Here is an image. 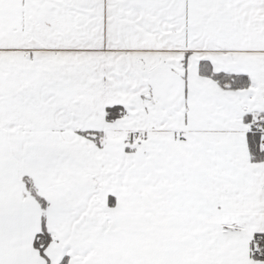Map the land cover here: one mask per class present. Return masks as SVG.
<instances>
[{"label": "snow or ice", "instance_id": "obj_1", "mask_svg": "<svg viewBox=\"0 0 264 264\" xmlns=\"http://www.w3.org/2000/svg\"><path fill=\"white\" fill-rule=\"evenodd\" d=\"M0 264H264V0H0Z\"/></svg>", "mask_w": 264, "mask_h": 264}]
</instances>
